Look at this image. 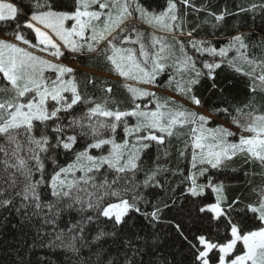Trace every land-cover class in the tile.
Wrapping results in <instances>:
<instances>
[{
	"label": "snow or ice",
	"instance_id": "6c2138e0",
	"mask_svg": "<svg viewBox=\"0 0 264 264\" xmlns=\"http://www.w3.org/2000/svg\"><path fill=\"white\" fill-rule=\"evenodd\" d=\"M257 12L264 0L235 14ZM231 15L196 0H0V219L16 218L26 255L264 264V183L245 198L226 179L243 160L264 181V37L217 46ZM81 59L117 81L66 63ZM229 72L248 82L239 103Z\"/></svg>",
	"mask_w": 264,
	"mask_h": 264
},
{
	"label": "trees",
	"instance_id": "16d2710c",
	"mask_svg": "<svg viewBox=\"0 0 264 264\" xmlns=\"http://www.w3.org/2000/svg\"><path fill=\"white\" fill-rule=\"evenodd\" d=\"M196 3L198 5L202 4L205 6L210 3L212 10L215 12H219L226 7L230 12L234 13V15L228 16L226 18V24L221 25L215 30L217 46L226 43L233 35L237 34L238 32L250 36V39L253 42H259L260 39L264 37V19L259 16L258 12L255 17H253L251 13L247 15L235 14L238 10V6L241 4L246 5L248 0H196ZM203 18L204 14H201V19ZM189 19L192 20L194 18L190 16ZM201 32L202 34H211L213 29L206 25L202 27ZM73 61L84 69L77 70L79 73L87 76H102L98 74L100 72L96 68L89 65L87 60L81 59ZM228 74L230 76H234V78L230 80L229 83L236 85L233 94L237 95V100L234 103H239L240 101L245 100L244 93L247 91V79L230 72ZM104 78L113 82L117 81L107 77ZM115 91L118 96H122L124 94L123 90L120 88L115 89ZM97 95H100V93H97ZM205 96H207V93H205ZM256 99L259 102L262 97L257 96ZM214 102L218 103V101ZM206 112L210 113L209 111ZM214 117L224 121V116L222 114L216 115ZM154 154L155 153H153V155ZM171 162L173 165L179 163V165L183 167V161H178L175 154L173 155ZM233 167L236 170L229 171L226 174V179L229 186L228 194L230 196H241L248 198L251 196L250 187L264 183L259 175L261 169L258 165L253 166L245 164L243 160H237ZM177 182L178 178L171 181L172 186H175ZM17 223L18 221L14 216L10 217L7 222H4L2 219H0V264H19V260L21 258L35 261L40 256H46L52 261H55L56 264H67L65 255L60 250L37 248L34 250V254L26 255L25 248L22 246V242L20 240L21 232L18 228L12 227L13 224ZM30 236L31 233L24 237L28 243H31ZM169 243H171V241H169Z\"/></svg>",
	"mask_w": 264,
	"mask_h": 264
},
{
	"label": "rangeland",
	"instance_id": "374dc122",
	"mask_svg": "<svg viewBox=\"0 0 264 264\" xmlns=\"http://www.w3.org/2000/svg\"><path fill=\"white\" fill-rule=\"evenodd\" d=\"M66 63H70V66L74 67L75 69L77 70H84L82 67L78 66L73 60L71 61H66ZM99 75H102L103 77H107V78H110V79H114V80H117V78L114 76V75H109L107 73H98ZM162 95H174V93H171L169 91H162L161 92ZM177 99H179L177 97ZM202 112H204L205 115H210V113L206 112L205 110H200ZM212 120H214L215 124H222L224 123V121L212 116L211 117ZM215 124H210L209 126L212 127V126H215ZM231 126V125H229ZM233 130H235V128H233Z\"/></svg>",
	"mask_w": 264,
	"mask_h": 264
}]
</instances>
